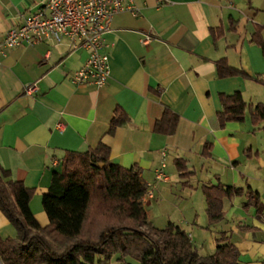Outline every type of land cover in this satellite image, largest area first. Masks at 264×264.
<instances>
[{"label":"crops","instance_id":"1","mask_svg":"<svg viewBox=\"0 0 264 264\" xmlns=\"http://www.w3.org/2000/svg\"><path fill=\"white\" fill-rule=\"evenodd\" d=\"M130 1L137 16L115 15L104 37L109 79L103 88L70 83L69 75L83 66L88 52L72 51L66 42L0 54V169L8 172L4 182L17 181L33 190L29 207L45 228L49 221L42 197L53 173L61 172L65 153L104 145L111 163L141 170L146 188L141 203L153 227H179L201 257L214 253L223 233L237 249L239 264H264V215L244 209L243 195L224 199L223 221L208 226L201 191L202 186L217 185L251 190L264 205L263 123L254 126L249 109L241 123L219 128L216 120L222 111L220 94L240 93L247 106L264 104V60L250 42L255 25L263 27L264 39V0ZM45 2L0 0V41ZM217 28L223 36L215 42L211 30ZM145 36L151 40L142 43ZM220 59L250 79H220ZM31 84L38 90L28 95ZM116 108L124 111L128 123L109 134ZM164 108L180 118L173 135L152 132ZM206 144L209 157L202 156ZM177 159L185 161L187 179L179 177ZM157 216L163 217L164 228L153 225ZM16 237L0 211V239Z\"/></svg>","mask_w":264,"mask_h":264},{"label":"trees","instance_id":"2","mask_svg":"<svg viewBox=\"0 0 264 264\" xmlns=\"http://www.w3.org/2000/svg\"><path fill=\"white\" fill-rule=\"evenodd\" d=\"M254 29L250 42L261 49L264 57L263 27L255 25ZM211 35L216 42L223 36V30L212 29ZM216 70L220 79H250L240 68L231 67L226 59L216 62ZM219 102L222 107L216 115L219 128L227 123L243 122L248 108L252 124L263 123L264 134V104L247 106L240 93L220 94ZM179 120L178 115L164 108L152 132L173 135ZM127 123L124 111L116 108L109 134ZM210 150L206 144L202 156L209 157ZM174 164L181 179L190 176L185 161L177 159ZM7 175V171L0 169V211L15 228L17 237L0 239V264H108L116 253L130 256L138 264H239L237 249L223 233L216 240L214 253L201 257L188 234L179 227L171 223L164 229L153 227L141 203L146 193L141 170L111 163L104 145L84 153H65L61 172L53 173L49 189L42 197V208L49 221L45 228L39 226L29 207L33 190L17 181L4 182ZM201 191L208 226L223 221L224 199L243 195L244 209L254 208L257 217L264 215V205L251 190L217 185L202 186ZM57 240L73 242L57 250L51 243ZM97 256L101 259L95 261Z\"/></svg>","mask_w":264,"mask_h":264},{"label":"built area","instance_id":"3","mask_svg":"<svg viewBox=\"0 0 264 264\" xmlns=\"http://www.w3.org/2000/svg\"><path fill=\"white\" fill-rule=\"evenodd\" d=\"M126 12L137 16L130 0H46L38 11L24 17L4 34L0 54L9 49L66 42L72 51L88 52L83 66L69 75L70 83L77 87L103 88L109 79V55L104 37L111 32L113 17ZM150 40L151 37L145 36L142 43ZM37 90V84H31L26 94L33 95Z\"/></svg>","mask_w":264,"mask_h":264},{"label":"rangeland","instance_id":"4","mask_svg":"<svg viewBox=\"0 0 264 264\" xmlns=\"http://www.w3.org/2000/svg\"><path fill=\"white\" fill-rule=\"evenodd\" d=\"M261 36H262V33H261ZM263 41H264V39H263ZM254 46H256V45H254ZM256 47L259 48L258 46H256ZM259 50L261 51L260 48H259ZM261 55H262V51H261ZM262 57H263V55H262ZM263 60H264V57H263ZM245 113H246V111H245ZM152 221H153V225L154 226L156 224H157V226H163V227H160V228H164V226H165V225H161V224H163V222H165V221H163V217L162 216H157V219H154ZM164 224H166V223H164ZM72 242L73 241H65V243H63L62 240L61 241L57 240L55 242L54 241H51L52 246L54 248H56L57 250H61L64 247V245H69ZM96 260H97V258H95V261ZM108 262H109L108 264H138L130 256H122L121 254H118V253L113 254Z\"/></svg>","mask_w":264,"mask_h":264}]
</instances>
